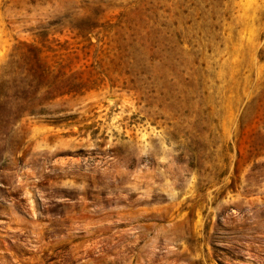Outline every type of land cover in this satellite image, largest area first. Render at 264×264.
<instances>
[{"label":"rangeland","instance_id":"374dc122","mask_svg":"<svg viewBox=\"0 0 264 264\" xmlns=\"http://www.w3.org/2000/svg\"><path fill=\"white\" fill-rule=\"evenodd\" d=\"M0 264H264V0H0Z\"/></svg>","mask_w":264,"mask_h":264}]
</instances>
